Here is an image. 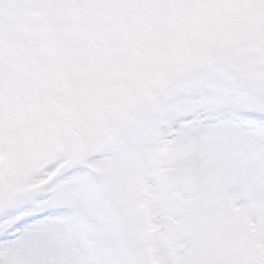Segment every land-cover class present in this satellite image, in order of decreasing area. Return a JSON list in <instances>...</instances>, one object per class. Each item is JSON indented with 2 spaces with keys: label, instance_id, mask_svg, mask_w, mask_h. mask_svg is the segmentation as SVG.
<instances>
[{
  "label": "snow or ice",
  "instance_id": "6c2138e0",
  "mask_svg": "<svg viewBox=\"0 0 264 264\" xmlns=\"http://www.w3.org/2000/svg\"><path fill=\"white\" fill-rule=\"evenodd\" d=\"M0 264H264V0H0Z\"/></svg>",
  "mask_w": 264,
  "mask_h": 264
}]
</instances>
